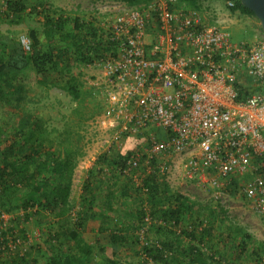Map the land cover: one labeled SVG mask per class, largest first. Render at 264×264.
Returning <instances> with one entry per match:
<instances>
[{
    "label": "built area",
    "instance_id": "2783aa9c",
    "mask_svg": "<svg viewBox=\"0 0 264 264\" xmlns=\"http://www.w3.org/2000/svg\"><path fill=\"white\" fill-rule=\"evenodd\" d=\"M187 4L147 0L103 22L115 48L95 65L111 143L144 137L123 172L133 181L144 159L148 173L244 196L264 220V36L233 42L226 28L204 22L210 10ZM12 218L0 214V248L25 250L8 232Z\"/></svg>",
    "mask_w": 264,
    "mask_h": 264
},
{
    "label": "trees",
    "instance_id": "16d2710c",
    "mask_svg": "<svg viewBox=\"0 0 264 264\" xmlns=\"http://www.w3.org/2000/svg\"><path fill=\"white\" fill-rule=\"evenodd\" d=\"M3 1L10 21L19 23L28 11L27 0ZM122 1L134 7L147 0ZM179 1L188 3L192 8L202 7L201 0ZM234 1L233 13L256 18L240 0ZM33 9L41 10L44 17V43L32 30L30 49L27 50L22 42H18L16 56L12 57L7 42L0 41V102L12 107L14 119L19 123L14 126L8 139L3 140L1 135L4 130L0 126V145L5 144L0 149V214L11 215L12 223L16 225L34 217L42 218L49 223L50 229L52 225L62 224L72 212L77 215V220L71 231L51 233L46 246L31 245L26 230L22 229L20 232L24 236L22 246L25 250L0 248V264H38L40 259L37 255L42 251L43 264H94L96 249L85 240V232L88 231L85 223L89 218H96L100 208H104L106 213L101 216L99 230L110 232L109 240L114 246L110 256H101L100 264H123L117 258L120 249H126L129 244H140L139 234L145 230L144 220L148 215L152 224L147 231H154L157 238L148 240L142 246L141 253L146 260L160 264L228 263L227 256H224V261L216 259L218 255L221 256V248L213 244L216 215L218 211L226 213L221 207L203 208L191 199L173 193L159 172L148 173L144 159L140 167L133 171L141 178L140 186H126L119 197L102 183V174H106L104 164L111 168L109 174L113 178L117 179L119 174L132 183V178L123 172L128 167L131 155L145 142L144 137H129L122 150L111 149L101 155L96 166L88 170L80 204L72 202L73 177L78 158L74 148L76 134L71 132L62 141L49 138V133L40 121L26 115L20 104H17L23 100L20 95L24 91L23 84H15L16 77L23 73L18 63L20 59H28L36 73L38 85L60 89L73 101L83 103L88 90L73 69L95 65L115 47L107 37L102 20L95 15L76 13L72 16L65 10L53 9L49 3ZM155 166L156 162H153L152 167ZM96 181L99 185H96ZM133 194L137 200L131 202L132 207L123 204V199L130 200ZM144 203L149 205L148 209ZM111 222L112 227H109ZM14 230L15 227H11L8 232ZM239 241L234 248L238 259L247 252L251 236L244 232ZM29 245L30 249L26 248ZM2 246L3 243H0ZM252 249L256 263L261 264L264 243L258 242ZM99 250L104 251L101 247Z\"/></svg>",
    "mask_w": 264,
    "mask_h": 264
},
{
    "label": "rangeland",
    "instance_id": "374dc122",
    "mask_svg": "<svg viewBox=\"0 0 264 264\" xmlns=\"http://www.w3.org/2000/svg\"><path fill=\"white\" fill-rule=\"evenodd\" d=\"M213 1L215 3L219 1V4L225 10H228L225 0ZM44 3L51 4L55 10H65L72 16L76 13L87 16L95 15L104 24L108 20H113L117 15L130 7L122 0H27L28 11L23 14V18L19 23H12L10 21L11 17H8L9 12L4 7L5 2L0 0V41L3 43L7 42L11 55H13L12 57L16 56L15 50L18 42L26 39L31 44L30 33L32 30L37 32L39 40L42 43L45 42L44 17L40 13L41 10L34 11L33 9ZM202 5V8L212 10L211 13H213L211 16H205L204 22L208 25L219 27L216 24V20L221 19V15L214 17L213 15L217 11L213 8L210 9V4ZM233 14L230 17L231 21L225 26L226 30L231 34L233 42L252 43L260 39V34L253 27L242 24L240 20L243 19V16L239 12ZM18 64L22 68L23 73L16 77L15 84H23L24 91L20 95L23 100L17 102V104H20L26 115L34 116L35 119L39 120L42 127L49 133V138L62 141L69 136V133L76 134L74 148L78 152V158L76 160L77 166L73 177L71 200L74 204L79 205L88 170L94 168L97 159L109 150H122L126 141L123 140L118 144L111 143L114 126L111 122H108L109 120L103 118L106 104L100 93L99 85L97 86L101 82L102 69L97 65L79 66L73 69V72L80 77L84 87L88 90L84 102L78 103L73 101L70 96L60 89L38 85L36 82V73L28 59H20ZM13 104L16 105V103ZM12 110L11 106L5 102H0V126L4 130L1 135L2 140L8 139V136L14 130V126H18L19 124L18 120L14 119ZM71 137L72 135L70 139ZM4 145H0V149ZM104 169L106 170V174H102V183L108 185L110 192H113L116 196L120 197V192L130 184L134 186H140L141 184L140 176L137 177L136 182L132 179L131 183L119 174L117 179L113 178L114 176L109 174L111 173V168L107 164H104ZM161 176L164 179L166 177ZM97 181L99 183V180ZM97 181L96 185H99ZM166 182L173 193L185 196L203 208L210 206L213 208L221 207L226 212L225 214H221L218 211L214 225L213 244L221 248V256L218 255L216 257L217 260L224 261V256H227L228 263L224 264H257L255 261L256 258L252 253V248L258 242L264 243V220L256 213L249 201L234 192L232 194L222 193L216 195L210 189L202 190L196 187L193 182H189L179 176L178 173L167 175ZM134 196L135 194H133V198L130 200L127 198L125 200L123 199V204L132 207L131 202L137 200ZM145 206L147 209L149 208L147 203H144ZM105 213L104 208H100L98 210V216L87 219L85 223L88 229L85 232V240L94 245L96 249L93 259L94 264H100L102 262L101 256H110L114 251V246L109 240L110 232H101L99 230L101 216L105 215ZM147 218L144 220L145 230L141 235L139 234L140 244H129L126 246V249H120L117 258L123 264H160L155 261L146 260L141 253L142 246L148 240L153 241L157 238V234L154 231H147L152 224V219H150L149 215ZM76 220L77 215L75 212H72L68 218L63 220L62 224H60L61 226L59 224L52 225L51 229L48 222L38 217L27 221L23 220L24 222L21 225H16L15 222L12 224L13 228L15 227L14 232L18 237L22 236V239H24L20 231L25 229L26 236L30 240L31 245L36 246V244H40L46 246V241L49 239V235H52L51 233L58 231L67 233L71 231L75 228ZM154 222L157 223V221ZM111 224L113 223L111 222L109 227H112ZM239 228L242 230L238 231ZM244 232L251 236V241L247 252L238 259L236 249L234 248L240 243L239 239ZM148 237L149 239L146 240L145 238ZM99 247L103 248L104 251L99 250ZM26 248L30 249V245L28 247L26 246ZM33 255L35 256L32 253ZM43 256V251L37 255L40 259L38 264L44 263ZM261 264H264V258Z\"/></svg>",
    "mask_w": 264,
    "mask_h": 264
},
{
    "label": "crops",
    "instance_id": "0c3cea01",
    "mask_svg": "<svg viewBox=\"0 0 264 264\" xmlns=\"http://www.w3.org/2000/svg\"><path fill=\"white\" fill-rule=\"evenodd\" d=\"M202 4H204V5L210 4L211 5L210 9L213 8L217 11V13H215L213 15L214 17L221 15L222 18L216 20V24H218L219 27L225 28L226 24H228L231 21L230 17L232 15H234L231 10H225L223 8V6H221V4H219V1L217 3H215V1H213V2L201 1L200 5L203 6ZM240 15L243 16V19L240 20L243 25H245V26L250 25L251 27H253V29H255L256 32L260 34V38L264 36L260 21L257 18L251 17V16L246 15V14H242V13H240ZM209 16H211V15H209ZM72 188H73V186H72ZM5 260H6V258H5Z\"/></svg>",
    "mask_w": 264,
    "mask_h": 264
},
{
    "label": "water",
    "instance_id": "95a60500",
    "mask_svg": "<svg viewBox=\"0 0 264 264\" xmlns=\"http://www.w3.org/2000/svg\"><path fill=\"white\" fill-rule=\"evenodd\" d=\"M241 4L252 11L260 21L264 33V0H240Z\"/></svg>",
    "mask_w": 264,
    "mask_h": 264
}]
</instances>
